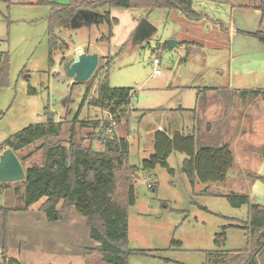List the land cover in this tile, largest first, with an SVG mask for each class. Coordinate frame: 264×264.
I'll list each match as a JSON object with an SVG mask.
<instances>
[{"label": "rangeland", "instance_id": "rangeland-1", "mask_svg": "<svg viewBox=\"0 0 264 264\" xmlns=\"http://www.w3.org/2000/svg\"><path fill=\"white\" fill-rule=\"evenodd\" d=\"M199 1L193 0L194 5ZM226 3L243 5L247 0H212V7L218 11L212 12L227 25ZM49 12L46 5L14 6L0 2V62L4 61L7 69L4 84L0 85V146L4 147L6 140L23 128L45 123L51 116L56 123H62L60 139H68V130L73 126L74 142L84 146L91 143L94 150H102L99 140L92 137L110 115L107 109L95 106L94 100L99 98L97 88L104 72L99 67L113 56L107 73L110 88L131 90L126 114L112 128L113 133L128 140L130 163L139 167L149 157L153 152L149 147L158 129L193 134L204 145L228 144L234 156V167L227 180L218 184L191 183L181 170L186 155L180 152L169 155L168 168L156 166L146 176L139 174L134 184L136 200L128 208L127 247L145 253L130 255L128 264H209L220 258L221 264L230 263L233 256L229 252L245 248L247 238L243 230L229 225L240 222L235 218L246 219L248 207H232L224 195L246 193L251 201L264 207V180L253 181L257 174L264 177V163L259 164L258 156L264 142V117L260 127L248 122H254L256 111H263L264 77L256 73L229 76V71L222 67L229 54V41L216 23L212 22L211 30H206L201 21L185 19L176 10L161 9H111L110 17L116 18L117 24L109 41L102 39L109 31L104 20L88 23L84 19L81 25L75 21L73 26H62L60 38L69 49L56 52L49 66ZM144 18L156 31L148 39L134 43V30ZM170 39L180 42L172 50L165 46ZM76 47L99 57L98 71L93 76L95 69L83 82L74 81L62 68V63L73 57ZM155 57L160 60L159 76L152 74ZM237 79L250 88L237 92L242 100H225L216 92L213 95L210 86L229 82L234 85ZM246 81L250 84L246 85ZM253 90L260 93L252 94ZM229 102L233 104L226 108L224 105ZM95 122L99 123L96 128ZM37 145L17 152L23 157L25 168L41 164L42 153ZM248 146L253 147V154L247 151ZM148 183L155 184V191ZM6 184L0 183V204L12 210L6 216L0 212V224L4 226L0 257L4 244L9 249L6 257H15L21 264H85L81 250L98 244L89 236L86 218L71 206L54 212L53 218L48 219L56 228L47 233L57 237V245L49 242L48 248L44 243L45 247L35 250L34 242L40 237L48 238L44 232L33 230L35 226L39 229V215L47 216L40 210L45 198L23 210V202L14 192L17 187L22 192L20 183ZM13 225L15 229L9 230ZM222 227L226 238L218 246L215 234ZM13 233L14 241L10 237ZM172 240L180 245L171 244Z\"/></svg>", "mask_w": 264, "mask_h": 264}, {"label": "trees", "instance_id": "trees-1", "mask_svg": "<svg viewBox=\"0 0 264 264\" xmlns=\"http://www.w3.org/2000/svg\"><path fill=\"white\" fill-rule=\"evenodd\" d=\"M6 5L10 0H0ZM257 0H249L247 7L254 8ZM37 5H46L50 12L47 17V38L49 45V66L53 63V55L60 49L64 53L69 46L60 38L62 26H71V19L79 9L98 13L93 22L104 20L109 31L103 41H109L113 35L112 28L117 24L116 18L110 17L113 8H132L151 11L176 10L189 20H199L203 13L195 8L193 0H37ZM264 44V32L256 33ZM166 46V44H165ZM113 63V56L105 63L103 77L98 83L99 98L94 105L109 111L112 120L102 121L99 133L92 139L99 140L102 150H94L93 144L84 146L73 140V126L69 128L70 137L60 139L62 123L55 122L49 116L42 124L29 125L8 138L5 146H0V153L6 148L17 152L34 144L41 150L42 162L24 167L23 157H18L25 169V179L17 181L22 187L15 188V194L25 210L41 198L45 201L40 210L51 219L54 212H63L73 205L83 215L88 224L89 236L97 242L93 248H84L82 256L85 264H128L132 254H144V250L127 247L128 208L135 203L134 184L139 174H150L156 166L168 168L167 159L172 152L186 155L181 170L191 183H223L227 180L230 170L234 167V156L228 144L204 145L198 142L193 134H185L179 130L166 132L156 130L152 139L153 153L141 161L138 167L129 162V142L123 136L113 133V127L126 114L125 107L130 103L129 88H110L107 81L108 70ZM98 68L95 70V75ZM7 76L6 63L0 62V85ZM92 76V77H93ZM83 82V81H82ZM259 94V90L250 91ZM114 121V125H112ZM98 127L99 123H93ZM81 125L85 123L81 122ZM111 128L108 132L107 129ZM92 142V141H91ZM253 150V149H252ZM260 156L264 157V145L260 147ZM254 179H263L257 174ZM155 191V184L148 183ZM4 185H7L4 183ZM230 205L240 208L248 207L246 219H236L238 223L229 226L241 229L246 235V247L232 250L233 256L228 264H263L264 260V207L251 201L246 193L229 192L224 195ZM61 202L58 209L56 206ZM12 210L0 204V212L6 216ZM18 210V209H16ZM5 225V223H4ZM4 227V226H3ZM224 227L215 234V243L220 246L225 240ZM171 244L180 245V242ZM5 245L2 246L0 264H21L14 258H7ZM223 259H215L209 264H221Z\"/></svg>", "mask_w": 264, "mask_h": 264}, {"label": "crops", "instance_id": "crops-1", "mask_svg": "<svg viewBox=\"0 0 264 264\" xmlns=\"http://www.w3.org/2000/svg\"><path fill=\"white\" fill-rule=\"evenodd\" d=\"M37 0H10L9 5L14 6H39L36 4ZM67 2V1H66ZM3 3V2H2ZM197 6L195 8L197 10H200L205 17L194 20L196 22H203L205 23V26H201L203 29L206 28V30H211L212 22L216 23L221 31L227 34V38L229 41L228 46V57L225 60V64L219 67H224L229 71V76L231 74L237 75V74H249V73H256L261 77H264V44L262 41L256 36L257 32L263 31L264 32V0H257L254 8L247 7L249 0H247V3L245 4H227L225 7V11L227 12L228 16V23L221 20V18L217 17V14L214 12H218L215 8L212 7V0H200L197 2ZM5 4V3H4ZM212 10L214 12H212ZM178 12V11H177ZM180 13V12H178ZM181 14V13H180ZM182 15V14H181ZM183 16V15H182ZM185 19L186 17L183 16ZM205 27V28H204ZM236 40V46L234 47V41ZM180 42H178L179 44ZM177 44V45H178ZM219 73V72H218ZM230 81V78H229ZM246 85L250 84V81L245 82ZM226 86V87H225ZM212 88V93L215 95V92L217 95H221L223 99H233V98H239L240 96L237 94L240 90H249L250 88H247V86H244L243 81H240V79H237L235 81V84L232 85L231 82H229L227 85H220L217 86H210ZM209 88V89H210ZM257 89V88H252ZM262 96L264 98V90L261 92ZM212 95V97H213ZM264 102V101H263ZM233 103H225V107L227 108L228 105H232ZM242 107H245L242 105ZM248 110V109H247ZM248 112L244 114V117L247 116ZM257 116H262L261 118L256 119L257 116L253 115L254 122L252 123V120H248L250 124L256 125V127H260L263 122V115H264V107L262 112L256 111ZM250 131V130H249ZM264 142L259 146H263ZM249 147V152L253 154V147ZM150 151L153 150L152 145L149 147ZM253 151V152H252ZM153 153V152H152ZM151 153V154H152ZM250 154V153H249ZM251 154V155H252ZM258 156L261 158L260 163H264V157L260 156V153ZM58 204L61 205V202ZM57 207V206H56ZM60 207V206H59ZM71 207H74L71 205ZM58 209V208H56ZM42 211V210H41ZM40 222H39V229L38 226L33 228V230L36 228L37 231L44 232V235L48 237L47 239H44L42 237L39 238L38 241L34 242L32 247L37 250L39 248L45 247L43 244L46 243V246L49 242H52L54 246L57 245V242L55 239L57 237H49L48 232H53V230L56 228L54 225V222H49L50 220L48 217L43 213L40 215ZM53 218V217H52ZM88 228L87 220L86 225ZM14 225L10 227L9 230L13 229ZM15 229V228H14ZM89 230V229H88ZM2 235L4 236V227L0 224V244L2 243ZM15 233L11 234L10 237L14 241ZM59 239V237H58ZM68 239H71L69 237ZM63 243V242H62ZM61 244V243H60ZM38 245V246H36ZM49 245V244H48ZM52 246V247H54ZM2 247V246H1ZM48 248H51L47 246ZM46 247V248H47ZM2 249V248H1ZM9 250V249H8ZM8 250L5 248V252ZM82 251V250H81ZM15 258V257H14Z\"/></svg>", "mask_w": 264, "mask_h": 264}, {"label": "water", "instance_id": "water-1", "mask_svg": "<svg viewBox=\"0 0 264 264\" xmlns=\"http://www.w3.org/2000/svg\"><path fill=\"white\" fill-rule=\"evenodd\" d=\"M97 17V12L79 9L72 17L70 23L73 26V23L78 21V25H81L84 19L88 23H91ZM155 31L156 27L153 24L145 18L142 19L134 30V43L148 39ZM177 44L178 42L173 39L167 40L166 42L168 50H172ZM98 61L99 57L96 53L83 52L62 63V68L65 70L67 76L73 78L74 81H86L93 74ZM24 179L25 169L22 163L11 148H6L0 153V183H10Z\"/></svg>", "mask_w": 264, "mask_h": 264}, {"label": "built area", "instance_id": "built-area-1", "mask_svg": "<svg viewBox=\"0 0 264 264\" xmlns=\"http://www.w3.org/2000/svg\"><path fill=\"white\" fill-rule=\"evenodd\" d=\"M74 51H75V53L73 54V56H77V55L84 52V51H82V49L80 47H76ZM159 64H160L159 58L155 57L152 61V74H153V76H159L161 74V69L159 68ZM109 120H112V119L110 118ZM112 125H114V121H112ZM107 131L110 132L111 128H108Z\"/></svg>", "mask_w": 264, "mask_h": 264}]
</instances>
